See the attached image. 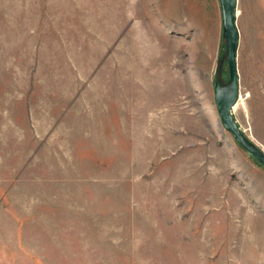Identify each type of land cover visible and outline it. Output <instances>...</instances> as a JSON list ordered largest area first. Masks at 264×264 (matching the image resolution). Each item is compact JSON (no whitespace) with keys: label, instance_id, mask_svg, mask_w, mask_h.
Returning <instances> with one entry per match:
<instances>
[{"label":"rangeland","instance_id":"rangeland-1","mask_svg":"<svg viewBox=\"0 0 264 264\" xmlns=\"http://www.w3.org/2000/svg\"><path fill=\"white\" fill-rule=\"evenodd\" d=\"M237 12L232 114L264 154V0ZM228 80L219 0H0V264H264Z\"/></svg>","mask_w":264,"mask_h":264},{"label":"water","instance_id":"water-1","mask_svg":"<svg viewBox=\"0 0 264 264\" xmlns=\"http://www.w3.org/2000/svg\"><path fill=\"white\" fill-rule=\"evenodd\" d=\"M222 12L223 38L226 44V60L229 80L214 86L215 105L219 121L234 140L251 156L264 166V154L253 145L240 131L232 114V109L239 99V77L237 74L236 56L239 43V32L236 26L237 0H219Z\"/></svg>","mask_w":264,"mask_h":264},{"label":"bare ground","instance_id":"bare-ground-1","mask_svg":"<svg viewBox=\"0 0 264 264\" xmlns=\"http://www.w3.org/2000/svg\"><path fill=\"white\" fill-rule=\"evenodd\" d=\"M237 16H239V12H237ZM242 100V98L240 97V101ZM239 101V102H240ZM203 107L205 108V109H207V110H209L210 111V108L207 106V105H203ZM239 107V103L238 104H236V105H234V107H233V109H232V112L233 111H237L238 109L240 110V107Z\"/></svg>","mask_w":264,"mask_h":264}]
</instances>
